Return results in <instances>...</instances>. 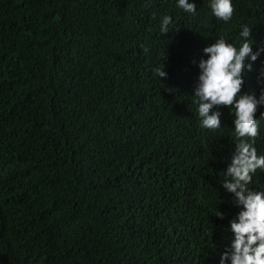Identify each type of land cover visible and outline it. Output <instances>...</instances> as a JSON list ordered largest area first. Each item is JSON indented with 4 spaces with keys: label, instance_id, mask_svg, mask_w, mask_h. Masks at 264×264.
Wrapping results in <instances>:
<instances>
[{
    "label": "trees",
    "instance_id": "1",
    "mask_svg": "<svg viewBox=\"0 0 264 264\" xmlns=\"http://www.w3.org/2000/svg\"><path fill=\"white\" fill-rule=\"evenodd\" d=\"M193 2L0 0V264H221L242 210L223 187L234 116L201 127L198 65L245 25L264 47V0H232L228 22ZM247 63L259 95L264 52ZM256 118L264 155V106Z\"/></svg>",
    "mask_w": 264,
    "mask_h": 264
},
{
    "label": "clouds",
    "instance_id": "2",
    "mask_svg": "<svg viewBox=\"0 0 264 264\" xmlns=\"http://www.w3.org/2000/svg\"><path fill=\"white\" fill-rule=\"evenodd\" d=\"M178 7L188 13L196 12L195 3L189 0H178ZM211 8L215 17L225 22L232 19L235 11L232 0H211ZM171 23V16L163 17L162 34L170 31ZM251 31L249 26L243 27L240 36L244 42L240 47L221 37L203 49L206 58L199 60L200 73L194 90L193 102L198 105L201 127L213 131L221 128V112L213 111L214 108L226 106L234 116L236 151L224 173L223 187L234 194L235 203L242 210L230 222L234 236L222 254L221 264L228 260L231 264H264V191L251 187L256 173L264 172V155H258L254 146L260 134L256 113L264 106V88L259 95L243 91L245 69H252L247 61L254 62L264 47L253 51ZM153 72L159 78L167 76L164 65ZM214 214L221 219L225 215L219 209Z\"/></svg>",
    "mask_w": 264,
    "mask_h": 264
}]
</instances>
